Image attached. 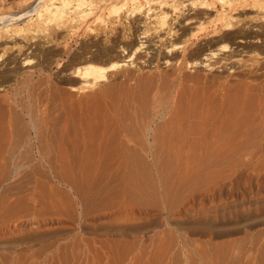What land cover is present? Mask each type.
<instances>
[{
	"label": "rangeland",
	"instance_id": "1",
	"mask_svg": "<svg viewBox=\"0 0 264 264\" xmlns=\"http://www.w3.org/2000/svg\"><path fill=\"white\" fill-rule=\"evenodd\" d=\"M31 1L0 0V11L15 13ZM247 12L250 15L248 10L240 14L246 17ZM178 16L172 15L170 24L177 27ZM80 29L65 37L57 35L50 43L43 39L38 44L36 37L30 47L21 41L28 36L26 30V35L24 30H11L0 37V264H219L220 257L221 264H233L230 257H238L235 264H264V157L176 158L169 152L165 155L163 143L151 146L147 140L156 131L163 133L160 125L172 116L174 108L166 109L163 117L155 113L159 100L176 99L179 86L174 75L206 76L197 84L188 83L202 88L208 99L205 106L219 107L222 88L228 89L224 94L251 91V113L236 115L244 116L248 126L260 125L264 37L255 47L250 43L251 51L243 49L237 72L222 74L200 67L180 71L162 61L138 65L133 59V65L107 71L111 76L129 72L125 82L114 84L110 79V86L105 80L79 88L86 82L81 72L87 64L108 67L120 61L111 56L114 53L100 54L94 48L83 54L81 47L93 34L84 26ZM211 29L208 26L207 31ZM181 31L166 43L179 44ZM201 32L199 37L204 38L206 31ZM129 34L134 39L138 32L133 29ZM214 45L229 49L231 40ZM53 46L55 51L46 55L44 47ZM249 51L255 59H249ZM104 87L122 98L115 118H108L104 101H87ZM85 106L93 112L88 115L91 119ZM253 126L248 127L252 136L246 133L239 142L251 151L257 146L264 151L262 130Z\"/></svg>",
	"mask_w": 264,
	"mask_h": 264
},
{
	"label": "bare ground",
	"instance_id": "2",
	"mask_svg": "<svg viewBox=\"0 0 264 264\" xmlns=\"http://www.w3.org/2000/svg\"><path fill=\"white\" fill-rule=\"evenodd\" d=\"M247 10L249 11L250 15H248V12L246 17L244 16V14H240V12ZM177 13L178 15L179 13L181 14V17L178 16L181 19L178 22V26L176 27L173 26L174 25L173 23H172L173 25L170 24L171 22H169L170 21L169 18ZM205 24L207 25V27L204 26ZM82 26H84L85 31L88 34L90 33L93 34L91 35V38H89L90 41L88 43L84 42V44L82 45L81 49L83 54L88 55V53H92L94 48V50L97 49L98 50L97 53L100 54L102 53L108 55L114 53V55L111 56H114L113 58H116L120 61L116 63H112L108 67L92 65V63L87 64V66H85L84 68V72H81L85 77L86 82L81 83L79 88L81 86H92L99 81L102 82L105 80L106 81L108 80L107 86L108 85L110 86L109 83L111 82L114 84L122 80L125 82L126 81L125 79H129L130 76L129 72L123 73L122 71V75H120L121 73L120 72L118 76L112 75L113 76L112 77L110 73H109L110 75L107 74V71H109L112 68H115L117 65L118 66H122V65L128 66V64L133 65L134 62L133 59L137 60L136 62L138 65H143V63L145 64L149 60L151 63H153L154 61H162L161 63L163 64V66L177 65L178 67H175V69L178 68L180 69V71L185 70L187 68L200 67L206 71H216L218 69L220 73L224 74V73H230L236 71V69H238L239 66L241 67L243 64L241 62L243 61L241 59V56H243L242 52L243 53L246 52L243 49L247 47L250 50V46L254 45L255 47L254 43L258 41L261 37H264V0H33L31 1V3H29L28 5L26 4L25 7H23L21 10L15 13L0 11V37H3L5 34L7 35V33L11 30L16 32H21L23 30L25 32L26 30L28 36L26 35L25 32L24 35L26 36L25 37L23 36V39H21V41H23V43L28 47L34 44L33 39L36 37L39 39L38 44H41L40 41L43 39L44 40L49 39L48 41L50 43V41L52 42L53 40L56 39L55 37H57V35H59L60 37H65L70 32L72 33V31H76V30L78 31ZM208 26L212 27V29L209 31H207ZM133 29L137 30L138 32L137 36L134 39H133V35H131L132 38H129L130 35L129 33L132 34ZM180 30H182L180 32L182 38L180 39V42L181 41L182 42L181 43L179 42V44L178 43L170 44L167 42L168 43L167 44L166 41L169 38L172 37L175 38V36L179 34ZM202 30L206 31L204 38L199 37L200 35L199 33L201 34L203 33L201 32ZM179 38L180 37H178L177 39L178 41ZM227 39L231 40V46H229L230 48L228 47L229 49H225L224 47L226 46L224 45H222L224 46L223 48H220L222 46L218 44L217 45L220 47L217 48L216 43H219V41H223ZM46 43L48 42L46 41ZM250 43H252V45H250ZM227 44L228 43H226L225 45ZM213 45L216 46L217 49H214ZM58 47L60 48V46ZM212 47L213 49H211ZM254 47L252 48L254 49ZM56 48H57L56 46L55 47L53 46L52 48L44 47L46 55L52 54L51 52L55 51ZM260 48L261 47H259V49ZM252 52L254 51L252 50ZM256 54L254 56H256ZM250 57H251V52H250ZM250 57L249 59L252 60L255 59L257 56L255 58L254 57L250 58ZM77 73H79V70H77ZM201 76H199L198 74L197 75L185 74V75H179L178 77L175 75L173 76L176 77L179 86L178 94H176L177 97L175 100L173 99L172 102H170L169 100L167 101V97L166 100H159V102L156 103L158 104V106L157 105L156 106L159 108L156 109L155 116L163 117L165 113L167 114L165 110L169 108H174V110L172 109L173 113H171L172 114L171 118L165 120V122L162 125H160V127H163V129H161L163 133H161L160 131V133L157 134L159 131L155 130L156 131V132L154 131L155 134L154 133L151 134L150 137L147 139L149 143L152 144L151 146H155L163 143L167 148V149L165 148V150H162L165 151L164 152L165 155L166 152H169V154L171 153L176 158H181L183 156H188V157L197 156L202 158L207 156L210 157L212 155L220 156L223 154L227 156H234V155L244 156L250 154L252 155L251 157L253 156H259L257 158L260 157L262 158V156L264 157V151L262 147H260L261 149H257L258 147L257 146L255 147V150L252 148L253 149L252 151L251 148L248 147V149L250 148V152H249L248 149H246L247 146L246 148H244L245 146L242 147L241 145L243 144V142L241 141L239 142V139L242 140V138H245L247 136V135L245 136L244 134L246 133L248 134V130H249L248 127H250L251 125L248 126L247 124H249V122L245 121V117L244 116L240 117L236 115V112L241 113L242 115L244 113H247L250 104H252V102L250 101H253L252 97H250L252 99L248 100L249 98L248 96L250 94H251L250 96L253 95L251 91L248 92V90L239 89V91L237 90L236 92L232 91L233 94L230 91L229 94H224V92H226L228 89H224L221 87L225 91L224 92L221 91L223 92L224 96L222 97L223 94L220 95L221 101L219 102L221 104H219V107L215 108L211 103L210 106L208 104L209 102L207 103L208 104L207 107L204 104V100H208V99H206L205 97L204 99L202 96L203 90L200 86L202 85V83L199 85L201 89L195 88L194 85H192V87H194L192 88L190 87L191 84H188L191 81H193L194 83L201 82L203 79ZM74 77L77 78L78 74H75ZM203 77L207 79L206 76ZM89 79H92L90 83H88ZM110 79L111 82L109 81ZM75 81L76 80L73 79V82ZM215 81H217V79ZM205 82L206 81H204V83ZM219 82L221 81L219 80ZM140 83L138 82V84L142 87ZM224 83L223 86L225 85V88L230 86V84L227 86L228 83L227 84ZM114 84L112 86H114ZM217 85L220 86L219 83L216 84L215 86ZM195 86L198 87V85ZM208 86L206 87L208 88ZM76 88L78 87H73V89ZM240 88H242V86ZM118 89H121V87ZM135 89L137 90V88ZM110 90L111 87L105 88L104 90H101L100 93L98 94L96 93L87 97L88 98L87 101H90V99L94 100V102L104 101L106 103V108L108 111V118L110 117L115 118L117 117L118 107L120 108V106L122 105L121 103L122 98H119V96L116 97L115 94H114L115 96L111 95V93L114 92L113 91L110 92ZM176 91L174 93H176ZM142 93L145 92H141L140 94ZM135 95L136 94H133L134 97ZM127 96H129V93ZM133 96L130 98H134ZM173 96L175 95L173 94ZM262 97L263 99L261 103L259 102L260 105L262 104L261 108L259 106V113L258 111L256 112L258 113L259 119L257 117L256 118L258 119V122L260 120V125L258 124L259 125L258 126L256 124L257 122H255L253 124L255 125V127L253 125L252 126L255 128V131L260 132L258 127L262 130L260 134H261V139L264 140V96L262 95ZM259 99L260 98H258V101ZM125 101L126 99L124 100V103ZM254 102L257 103V101ZM88 107L85 108L87 109L86 110L87 116L90 115L91 113L93 114V112H91ZM93 109L94 108L92 107V110ZM248 112L251 113L250 110ZM254 113L255 112H253V114ZM88 117L90 118V116ZM249 118L247 117V119ZM84 122L85 121H83V123ZM256 125L258 127H256ZM148 127L150 128L151 126L148 125ZM251 127L250 130H252ZM92 128L93 126H91V124H88V129L92 130ZM243 135L244 137H242ZM248 136H252V135H250L249 133ZM254 136L255 135H253V137ZM253 137H249V138H253ZM261 139H259L258 141H260ZM246 141L249 140L247 139ZM255 141L256 139L254 140V142ZM256 142L254 143L255 145L257 144ZM236 144L238 145V147H235ZM156 148L158 147L156 146ZM152 156L156 157V152H153ZM219 158H221V156ZM226 158L227 157H225V160L228 159ZM152 189H153V185H152ZM216 253L218 254V252ZM222 256L224 255L222 254ZM227 256L229 257L230 255ZM218 257L220 256L218 255ZM219 259H220L218 260L220 262L219 264H221V260H222L221 257ZM237 259L238 257H230L229 263L235 264L237 262H240L239 259L238 261H236ZM222 262H224V260H222Z\"/></svg>",
	"mask_w": 264,
	"mask_h": 264
}]
</instances>
